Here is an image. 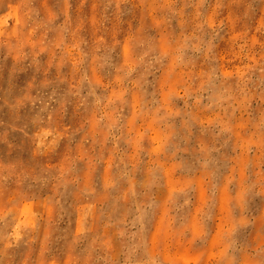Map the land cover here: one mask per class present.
Instances as JSON below:
<instances>
[{"label": "rangeland", "instance_id": "obj_1", "mask_svg": "<svg viewBox=\"0 0 264 264\" xmlns=\"http://www.w3.org/2000/svg\"><path fill=\"white\" fill-rule=\"evenodd\" d=\"M0 264H264V0H0Z\"/></svg>", "mask_w": 264, "mask_h": 264}]
</instances>
